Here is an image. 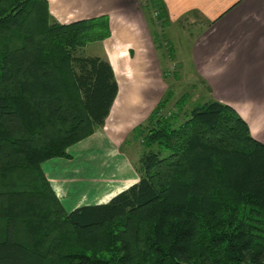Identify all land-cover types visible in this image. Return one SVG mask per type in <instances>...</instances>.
Listing matches in <instances>:
<instances>
[{
    "label": "trees",
    "instance_id": "obj_1",
    "mask_svg": "<svg viewBox=\"0 0 264 264\" xmlns=\"http://www.w3.org/2000/svg\"><path fill=\"white\" fill-rule=\"evenodd\" d=\"M108 35L104 14L60 23L47 0H0V264H264V143L213 98L179 121L166 92L130 131L137 181L62 207L40 164L103 125L114 75L80 49Z\"/></svg>",
    "mask_w": 264,
    "mask_h": 264
},
{
    "label": "crops",
    "instance_id": "obj_2",
    "mask_svg": "<svg viewBox=\"0 0 264 264\" xmlns=\"http://www.w3.org/2000/svg\"><path fill=\"white\" fill-rule=\"evenodd\" d=\"M159 1L165 14L162 25L141 4L142 0H47L50 15L60 23L104 14L109 27V35L96 41L100 49L95 56L109 63L116 94L103 125L67 147L69 155L73 156L75 144L84 141L86 145L104 146L102 130L114 139L115 133L127 132L143 121L166 91L171 96L166 80L169 67L166 61H160L163 52L159 57L157 51L173 58L171 44L178 39L192 75L206 86V96L232 107L246 122L250 135L264 143V103L256 98L264 96V0ZM156 31L168 46L161 48L155 43ZM177 61L173 60L172 69L179 67ZM122 163L125 171L113 173L114 184L107 189L103 185V192L96 195L99 201L94 203L107 201L137 180L130 179L135 171L134 174L126 162ZM49 179L58 189L56 178Z\"/></svg>",
    "mask_w": 264,
    "mask_h": 264
},
{
    "label": "rangeland",
    "instance_id": "obj_3",
    "mask_svg": "<svg viewBox=\"0 0 264 264\" xmlns=\"http://www.w3.org/2000/svg\"><path fill=\"white\" fill-rule=\"evenodd\" d=\"M142 3L147 6V9H149L151 15L153 13H157V11L154 10L155 7L152 6V2H150V0H142L141 4ZM154 14L152 16H155ZM156 32L158 33V31ZM180 40L181 39H178L177 41L175 40L176 43L172 42L171 44L174 54L173 58L172 56L167 58V55L164 51H157L159 57L160 53L163 52V58L162 60H159L162 62L166 61V66L169 67L168 74L166 76L168 84L167 90L169 88L172 92L171 96H168L169 98L167 103H165L163 112H179V121L184 118L185 113L187 114L197 104L210 99V96H206L207 90L205 84L200 81V79L199 83L198 80L192 75L193 70H191L192 68L189 66L186 53L183 51ZM155 43L160 45V47L168 46V44H165L163 41L160 33L155 36ZM99 49V43L92 42L83 46L80 49V53L82 55H99ZM164 55L166 56L164 57ZM173 60H178V68H171ZM256 98L259 103H264V96H256ZM175 100L182 101L180 111H177L174 105ZM147 117L134 126L139 124L145 125ZM134 126H132L127 132L120 131L115 133L114 139H111V134H108L105 130H102L101 134H99L105 142L104 146L102 144L98 145V147L94 145H86L87 141H84V143H81L82 145H86L84 147L80 146L81 144L74 145V151L72 152L73 156L70 155L69 159L54 157L47 159L44 163H42V170L45 173V176L48 177L54 192L56 190L58 193L57 194L55 192L58 200L65 210L76 205H86L85 202L92 204L96 201H99V197H96V195L99 194V192H103V185H106L107 189V187H111V185L114 184L112 178L114 175L113 173H117L119 171H121L120 173H123L125 171L122 161L126 162L128 167H130V171L133 172L134 168L132 167V163L136 160L142 148L140 137L133 139L130 133ZM115 165L116 170H114ZM49 178H56L58 183L56 188L59 190L53 188L54 186ZM123 179L125 178H122L121 180ZM130 179H138L137 174L135 176L131 175ZM121 180H119V182ZM71 181L74 182L68 186L69 184L67 183H70Z\"/></svg>",
    "mask_w": 264,
    "mask_h": 264
}]
</instances>
